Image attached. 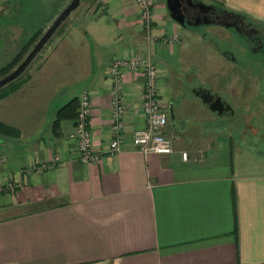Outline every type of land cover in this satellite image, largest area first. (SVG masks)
I'll list each match as a JSON object with an SVG mask.
<instances>
[{
    "label": "crops",
    "instance_id": "crops-1",
    "mask_svg": "<svg viewBox=\"0 0 264 264\" xmlns=\"http://www.w3.org/2000/svg\"><path fill=\"white\" fill-rule=\"evenodd\" d=\"M200 3L264 26V0ZM84 8L0 97V122L18 131L0 133V264H264V59L248 54L242 62L229 25L182 26L165 0H154L148 28L133 0H90ZM183 32L229 64L214 82L207 57L196 66L204 81L182 79L195 73L180 65ZM117 57L154 63L171 153H143L131 142L146 123L144 74L127 67L123 139L114 154L105 151L113 122L107 67ZM83 88L99 151L88 163L68 137L75 114L57 121ZM198 89L218 94L227 112L210 109Z\"/></svg>",
    "mask_w": 264,
    "mask_h": 264
},
{
    "label": "built area",
    "instance_id": "built-area-1",
    "mask_svg": "<svg viewBox=\"0 0 264 264\" xmlns=\"http://www.w3.org/2000/svg\"><path fill=\"white\" fill-rule=\"evenodd\" d=\"M133 2L137 6L141 21L148 28L154 0H133ZM124 67L133 70L139 68L144 74V101L142 111L146 123L144 127L133 131L131 142L143 153H171L173 151L174 135L172 133H164V128L167 123V112L158 101L155 82L156 67L148 57H117L112 59L108 64L107 74L113 78L112 97L110 101L113 122L110 125L111 138L105 151L110 155L114 154L119 149L123 139V121L120 119V115L124 110L121 93L122 69ZM90 111V94L87 89L83 88L78 95L73 128L68 133V137L76 141L77 157L83 163L92 162L99 158V151L93 147L91 129L87 124ZM180 155L183 159L188 157L186 150H181ZM54 157L55 159L60 158L58 154ZM39 169L38 166L35 167V170Z\"/></svg>",
    "mask_w": 264,
    "mask_h": 264
},
{
    "label": "rangeland",
    "instance_id": "rangeland-1",
    "mask_svg": "<svg viewBox=\"0 0 264 264\" xmlns=\"http://www.w3.org/2000/svg\"><path fill=\"white\" fill-rule=\"evenodd\" d=\"M68 2L69 0H0V68L7 65L14 57L17 56L15 63L5 72L1 73L0 76L6 74L17 65L42 32L49 26L55 16ZM89 2L90 0H80L78 6L60 23L45 45L28 63L27 66H29V68L30 66H34L33 63L39 59L41 56L40 53L43 52L46 46L54 40L57 33L68 26L72 20L78 16L83 9H85L84 7ZM219 31L222 30L219 29ZM181 39L183 45H185L184 42L186 43V51L182 56V64L180 65H183V67L187 69L186 71H195L193 75L188 77L183 74L182 79L187 81V85L204 81L202 77L205 73H203L201 77L202 73L199 74L197 67H202L205 57H207L206 64L215 72V75L209 74L207 82H214L217 77V70L220 71L226 69L225 65H229L223 57H221L216 51H212L209 46H207V50H205L204 47L206 46H204V43L200 42V40H197L196 34H193L192 32H189V34H187V32H183ZM220 43L223 45V42ZM65 44L66 43L64 42L60 47H65ZM232 44L229 43L231 48L233 47ZM57 48H59V39H55L53 46L50 49V57L52 52H54ZM237 56L242 62L246 60V58L242 56L241 52H238ZM27 66L25 68H27ZM27 70L28 69H24L19 74L17 82L18 80H21L20 78L24 76L23 74H26ZM219 71L218 74H220ZM206 73L209 72L206 71ZM217 119L219 120L220 118ZM221 123H224L222 119Z\"/></svg>",
    "mask_w": 264,
    "mask_h": 264
},
{
    "label": "flooded vegetation",
    "instance_id": "flooded-vegetation-1",
    "mask_svg": "<svg viewBox=\"0 0 264 264\" xmlns=\"http://www.w3.org/2000/svg\"><path fill=\"white\" fill-rule=\"evenodd\" d=\"M193 2L191 4L184 0L182 4V26L199 27L205 22H221L229 25L234 39L239 46L243 47L245 52L243 56L256 54L259 59H264L263 25L255 24L239 14L226 12L218 5L212 4L210 7L208 6L204 9L200 4V0H193ZM224 103L227 104V102ZM227 110H223L222 112H227Z\"/></svg>",
    "mask_w": 264,
    "mask_h": 264
},
{
    "label": "water",
    "instance_id": "water-1",
    "mask_svg": "<svg viewBox=\"0 0 264 264\" xmlns=\"http://www.w3.org/2000/svg\"><path fill=\"white\" fill-rule=\"evenodd\" d=\"M185 1L191 4L194 3L193 0ZM79 2L80 0H69V2L55 16L49 26L34 42L32 47L27 51L24 57L17 63V65L6 74L0 76V87L16 78L25 69L32 58L40 51L47 40L52 36L60 23L69 15L72 10H74L78 6ZM183 2L184 0H165L169 15L179 24L182 23ZM200 4L204 9L208 7L206 4ZM196 92L200 96L201 100L207 103L209 108L212 110H216L217 112L221 113L223 110H227L230 107L229 104L224 103L225 101L218 94L212 93L210 89H198Z\"/></svg>",
    "mask_w": 264,
    "mask_h": 264
},
{
    "label": "trees",
    "instance_id": "trees-1",
    "mask_svg": "<svg viewBox=\"0 0 264 264\" xmlns=\"http://www.w3.org/2000/svg\"><path fill=\"white\" fill-rule=\"evenodd\" d=\"M16 58H17V56L14 57L12 59V61L9 62L7 65L0 68V74L5 72L8 68H10L15 63ZM18 78H19V75L16 78H14L13 80L9 81L8 83H6L5 85L0 87V97L5 95L7 93V91L10 88H12V84L15 83ZM77 104H78V99L74 98V99H71L69 102H67L65 106L61 107V109L57 113V121L59 120V118H61L64 115L65 116L66 115L67 116H73L76 112L75 109L77 107ZM0 133L9 134V135L14 136V135H17L18 131L16 130V128H13L11 126H7L6 124L0 122Z\"/></svg>",
    "mask_w": 264,
    "mask_h": 264
}]
</instances>
